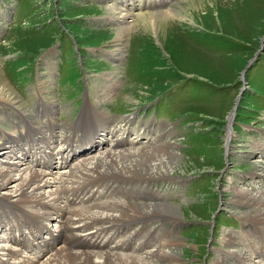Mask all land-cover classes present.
<instances>
[{
  "label": "rangeland",
  "instance_id": "374dc122",
  "mask_svg": "<svg viewBox=\"0 0 264 264\" xmlns=\"http://www.w3.org/2000/svg\"><path fill=\"white\" fill-rule=\"evenodd\" d=\"M142 1L149 4L135 8L133 13L168 10L183 0H160L155 5L154 0ZM138 2L141 4V0ZM106 4L122 11L125 8L119 0H0V7L6 10L10 6L11 9L8 21L3 20L4 13L0 11V31L3 29L0 72L15 94L10 102L19 104L18 108L2 105L0 128L11 134L17 127L23 129L22 123L28 129L31 121H37L33 132L38 133V140L56 119L49 108L43 107L44 115L40 102L56 106L59 110L56 117L61 121H75L84 107V93L92 103L100 102V110L112 118L135 115L141 120L153 119L149 121L154 126L151 129H160L166 144L174 147L182 161H186H181L171 173L175 180L160 179L151 183L164 191L163 194L143 199L153 204L165 195L166 202L178 203L187 210L182 216L183 222L177 225L165 222L163 229L149 242L159 240L160 233L167 234L165 230L172 228L175 234L166 236L172 242L178 238L179 248L174 252L180 262L220 264L221 257L217 254L224 248L227 233L226 237H232L238 244L239 236L257 231L254 224L242 222L240 208L230 206V199L237 198L232 185L247 186V180L259 173L258 164L264 163L261 149L264 143V0H205L193 21H173L166 38L158 45L155 42L159 39L152 40L139 33L138 26L126 39L114 40L113 35L108 36L106 32L116 30V26L105 23L102 18L114 15L115 9H105ZM8 37L15 42L11 46L4 44ZM101 49L121 53L117 73L116 65L101 55ZM52 51L55 65L48 71L50 65L45 64V59ZM253 57L243 82L242 70ZM42 77L49 80L47 98L43 97V89L34 86ZM242 85L247 87L240 92ZM36 90L41 91L39 100L35 97ZM15 109L20 113L14 112ZM92 111L93 114L79 118L93 119L101 113L95 107ZM24 112L28 118L40 116V119L29 120L23 116ZM13 117L21 124L12 123L9 128L8 119ZM104 125L99 123L97 131ZM133 126L137 127L138 123ZM45 127L48 130L37 132ZM229 129L234 133L229 148L230 152L234 151L231 155L226 152L225 140ZM126 133L131 136L129 139L135 137V133ZM0 142L1 151L6 141L1 139ZM242 154L247 158H240ZM254 186L264 190V177L255 178ZM107 188L111 185L107 184L105 190ZM170 189L172 192L166 197ZM262 197L264 200V192ZM92 201L85 205L95 202ZM53 210L49 208L51 214ZM66 216L68 214L63 216L64 220ZM76 220L71 224L75 231L79 225ZM151 223L154 226L161 221L154 219ZM86 227L81 226L85 230ZM116 229L102 233L116 241L115 236L121 239L124 235L122 229ZM120 231L122 235L118 234ZM69 234L66 231V237ZM66 242L65 238L60 245L75 251L96 252L94 248L75 249L78 241L72 247ZM117 245L113 246L114 250ZM124 253L131 252L125 250ZM92 257L98 259L95 255ZM227 261L223 262L234 263L228 257Z\"/></svg>",
  "mask_w": 264,
  "mask_h": 264
},
{
  "label": "bare ground",
  "instance_id": "6f19581e",
  "mask_svg": "<svg viewBox=\"0 0 264 264\" xmlns=\"http://www.w3.org/2000/svg\"><path fill=\"white\" fill-rule=\"evenodd\" d=\"M120 2L125 6L123 11L106 4L105 9H115V12L112 11L114 15L104 16L110 24L116 26V28L113 26L116 30L106 32L108 36L113 35L111 38L114 40L126 39L132 31L135 32V28L138 26L139 33L148 35L152 40L159 39L155 42L158 45L166 38L168 27L173 26V21H193V18L197 17L196 12H199L205 0L177 1L178 3L169 7L168 10H158L153 13H133L136 7L142 6V3L147 5L149 2L141 0V4H139L138 0H119ZM2 12L5 14L4 11ZM4 42L9 46L15 43L9 37ZM101 50V55L116 65L115 73H117L121 53L114 54L110 49ZM53 54L52 51L45 59V64L50 65L48 71H51V65H55ZM43 69H47V67H43ZM38 82L36 85L34 84L35 88L37 86L43 89V97L47 98L45 92H49L48 78L42 77ZM14 95L0 72V108L5 104L18 108L19 104L14 105L16 102H10ZM35 97L41 99V91L36 90ZM40 103L42 108L51 109V114L56 118L48 126L49 131L40 134V139L37 140L38 133L33 132V127L38 125L37 121H31L27 129L23 123L18 122L17 118H7L11 123L9 128L14 123L21 124L23 129L17 127L11 134H8L0 128V140L6 141V144L3 143L4 146H2L3 151H0V230L2 229L4 233L0 235V254L4 256L3 258L15 259V254L18 252L17 247L8 246V239L14 240L18 244L21 242L20 237H25V241L30 242L31 238L27 236V232L22 230L23 226L31 224L32 219H35L40 227H48L47 220L52 219L55 222L59 221L57 225L59 231L65 227L66 231L70 233L66 237V245L71 247L76 241L88 244H91L93 239H97L99 242L104 238L108 241L111 237L108 235L106 237L102 231L113 230V228L122 229L125 240L121 238V241H115L112 237L111 240L109 239L110 243L106 244L108 249H105V246V248L100 247L96 249V252L92 251L93 253L91 251L90 253L82 250L75 251L60 245L53 251L54 253L52 252L37 264H183L180 262L178 254L174 252L176 248H179L178 238L173 242L167 238V236L175 234H173L172 228L165 230L167 234L160 233L159 240H154L153 243L151 242L152 244L149 242L154 234L163 229L165 222H171L173 225L183 222L184 220L181 221V219L187 210L179 206L178 203L174 204L169 200L166 202L165 195L153 204H148L145 202L146 199H143L144 196L154 199L156 198L155 194H163L164 191L151 183H156L160 179L175 180L171 173L181 165L182 161L175 148L166 144L160 134V129H151L153 125H150L149 121L153 119L141 120L135 115L112 118L100 110V102L92 103L89 99H85L84 107L77 120L63 119L61 121L56 117L59 112L56 106L44 101ZM89 104H92L101 113L98 112L93 119L86 117L80 119L79 117L84 114H93L94 107L92 105L88 107ZM14 112L20 113L16 109ZM23 116L29 120L40 119V116L28 118L25 112ZM99 123L105 125L96 132ZM137 123L138 126L134 127L133 124ZM48 127L41 128L37 132L48 130ZM116 127L123 128L125 131L132 130L135 137L132 139L121 138L123 137L122 133L117 135L116 132H113ZM83 128L85 131L83 135L74 140L72 135ZM107 128L108 131L105 133ZM140 128L143 129L138 132ZM94 133L96 137H91ZM105 134L111 135L106 136ZM233 136V131L227 130L225 137L227 154L234 152L229 151ZM84 137H88L90 142V146L87 148L79 144L83 143ZM72 140H74V144ZM59 143L61 147L56 148V144ZM1 144L2 142H0ZM124 144L129 146H120H124ZM263 144L261 149L264 150ZM105 145H109L108 148L101 150ZM93 149L96 152L93 153ZM12 158L15 161H12ZM240 158H247V156L242 154ZM183 161L186 160L183 159ZM258 165L261 168L259 173H254L252 175L254 178L247 180L249 182L247 186L232 185L231 189L234 190L237 198L233 196L230 199V206L233 204L232 206L236 205L240 208L242 222L254 224L257 231L239 236L238 244L232 237H226L228 233L224 234V245L222 244L224 248L219 249L217 254L221 257L220 264H264V200L262 197L264 190H262L263 187L260 189V187L254 186L255 178L262 179L264 177V163ZM258 165L255 164L256 169ZM231 179L233 178L231 177ZM11 182L13 184L9 186ZM107 184H110L111 188L105 190ZM168 191L169 194L166 193V197L172 192L171 189ZM62 192L65 194L61 195ZM90 200L95 202L85 205ZM49 208H54L58 212L51 214ZM66 214L68 216L65 217L67 218L65 222L63 216ZM23 215L26 216V219H21ZM75 218L77 219L75 223H79L76 230L81 234L72 229L74 226L71 227ZM154 219L161 223L152 226L151 222ZM54 224L56 225V223ZM81 226H87L86 230ZM172 227L175 228V226ZM118 234L122 235V231ZM253 236L255 239H252ZM1 242H5L6 245H1ZM158 243L160 244L156 245ZM115 244L118 245L114 250ZM129 244V248L124 249ZM240 247H244L245 250L240 251ZM125 250H130L131 253H124ZM94 255L98 259H94L92 257ZM227 257L234 263H224L223 261L228 262ZM0 260L3 259L0 258Z\"/></svg>",
  "mask_w": 264,
  "mask_h": 264
},
{
  "label": "water",
  "instance_id": "95a60500",
  "mask_svg": "<svg viewBox=\"0 0 264 264\" xmlns=\"http://www.w3.org/2000/svg\"><path fill=\"white\" fill-rule=\"evenodd\" d=\"M263 39H264V37H263ZM249 65H250V60L247 62V64H246V67L242 70V78L244 79V77H245V71H246V69L249 67ZM245 81V80H244Z\"/></svg>",
  "mask_w": 264,
  "mask_h": 264
}]
</instances>
